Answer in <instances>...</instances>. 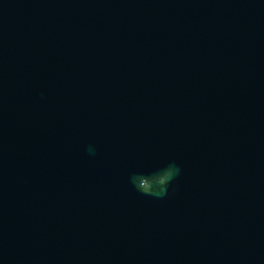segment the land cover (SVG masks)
Wrapping results in <instances>:
<instances>
[{"label":"water","instance_id":"95a60500","mask_svg":"<svg viewBox=\"0 0 264 264\" xmlns=\"http://www.w3.org/2000/svg\"><path fill=\"white\" fill-rule=\"evenodd\" d=\"M0 264H264V0H0Z\"/></svg>","mask_w":264,"mask_h":264},{"label":"clouds","instance_id":"9594fccd","mask_svg":"<svg viewBox=\"0 0 264 264\" xmlns=\"http://www.w3.org/2000/svg\"><path fill=\"white\" fill-rule=\"evenodd\" d=\"M88 151L95 155V149L89 146ZM180 174V168L170 163L158 171L150 174L135 173L130 176V183L137 192L155 198H164L169 194V188ZM175 191V188H172Z\"/></svg>","mask_w":264,"mask_h":264}]
</instances>
